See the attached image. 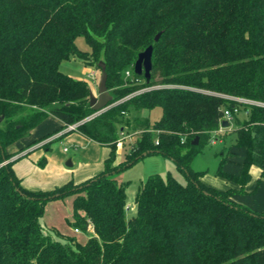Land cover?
I'll list each match as a JSON object with an SVG mask.
<instances>
[{"label":"trees","instance_id":"16d2710c","mask_svg":"<svg viewBox=\"0 0 264 264\" xmlns=\"http://www.w3.org/2000/svg\"><path fill=\"white\" fill-rule=\"evenodd\" d=\"M148 46L146 83L133 66ZM72 57H90L107 74L111 106L90 120V87L59 70ZM223 96L264 103V0H0V264H264V213L232 199L264 179V108L234 119L231 147L244 151L239 176L222 171L235 152L220 153L215 175L238 189L207 186L189 166L219 130L223 108L235 105ZM153 108L161 110L153 125L126 117ZM49 117L62 128L77 124L62 136L77 132L109 154L81 183L27 190L9 161L17 153L6 148ZM125 127L139 136L116 163ZM155 155L186 183L147 177L127 217L128 183L117 176ZM252 167L260 174L246 192ZM68 197V225L87 236L83 243L39 224L46 204Z\"/></svg>","mask_w":264,"mask_h":264},{"label":"crops","instance_id":"0c3cea01","mask_svg":"<svg viewBox=\"0 0 264 264\" xmlns=\"http://www.w3.org/2000/svg\"><path fill=\"white\" fill-rule=\"evenodd\" d=\"M92 93L94 94V92ZM50 120L52 119L49 117L41 122L27 134L28 136L24 138L25 140L22 139L19 143H15V146L7 151V153H17L9 161L13 162L12 170L15 176L20 180L21 186L27 190L49 191L70 181L75 184L81 183L103 170L104 160L109 154L108 147L90 141L77 132L69 137H74V140L71 141V145L74 148L73 150H75V152L77 151L76 149L79 150L70 155V150L63 142L64 136L62 135L64 133L58 139H53L49 142L46 140L38 142V140L44 136L49 134L55 135L64 130V128H62V123L57 119L55 120V125L46 124L47 121ZM55 141H59V145L62 148L61 156L59 157L51 153L50 144ZM64 149H66V151H64ZM236 152L235 155L229 156L226 159L227 162H236L238 166L237 168H233V171L227 170L226 173L239 176L241 172L240 164L244 159V151L239 150V156ZM117 153L120 155L119 149ZM82 154L85 160L80 158ZM87 157H90V159L87 160ZM43 159V166H40V162ZM119 161H121L119 158L116 159V163ZM259 174L260 171L256 167L250 169L251 181L245 186L246 192L253 190L254 183L259 177ZM117 179L122 182L121 175H118ZM217 179V181H219L217 185H215V181L214 184L208 183L204 177L201 178V181L207 186L220 190L229 188L238 189V186L235 184L226 182L218 177ZM73 199L74 197H68L62 201H52L46 204L44 213L39 219V224L52 235L58 232L63 236L75 237L78 241L83 243L87 238H85L84 241L79 239L77 234H74V229L68 225V223L73 222ZM232 199L253 212L264 213V179L259 182L253 192L246 195H235ZM79 236L83 237L84 235Z\"/></svg>","mask_w":264,"mask_h":264},{"label":"rangeland","instance_id":"374dc122","mask_svg":"<svg viewBox=\"0 0 264 264\" xmlns=\"http://www.w3.org/2000/svg\"><path fill=\"white\" fill-rule=\"evenodd\" d=\"M76 45L79 50L86 52L88 50L87 46L83 42L81 38H79L76 41ZM59 70L64 75L71 77L75 80H82L85 81L88 86L90 87V90L94 92V96H97V86L100 79L101 71L99 68L96 67L95 63H92V59L88 57L87 59H81L78 57H72L67 62H62L59 66ZM142 76V75H141ZM125 79L130 78L131 79V73L126 72ZM142 82V81H140ZM111 93V90H108ZM91 92V93H92ZM161 116V110L159 108H153L151 110H141L138 112L130 111L126 117L130 120V123L132 124V120H141V119H147L150 125H153L155 122L159 120ZM52 120L47 121L46 124L55 125V120L53 117H50ZM245 119L243 114H238L237 120L239 122H242ZM235 121L231 123L230 129H225L224 131H216L211 133V141H214L215 144H211V141L208 145H206L201 153H198L194 155L190 162L189 166L190 168L195 172H201L206 181L208 183L217 185L219 181H217L216 177V171L219 168L222 155L225 157L227 154L230 153V151L236 152L235 149H232L233 144V136L230 135V130L236 129ZM75 134V132L69 133L66 136L63 137V142L66 144L68 149L70 150L69 155L71 153H76L79 149H76L77 151L73 150V146L71 145V141L74 140V137H69L70 135ZM28 135H25L21 139H18L14 142H12L7 148L10 150L11 147L15 146V143H19L22 139L26 138ZM120 138L122 137V141L117 142L116 148L119 149L120 155H118L116 151V159L119 158V160H123V154L127 152L129 147L133 144L134 140L138 138V132L132 129L131 127H125L123 129V135H119ZM25 140V139H24ZM120 142V144H118ZM63 144V143H62ZM74 144V143H73ZM51 153L56 156H61V146L59 145V141L52 142L50 144ZM237 155H240V152H236ZM85 154V153H83ZM83 154L80 158L83 160ZM65 157V156H64ZM238 158V157H236ZM235 158V159H236ZM81 159V160H82ZM90 159V157H87V160ZM235 161V160H234ZM6 162L2 163L1 165L5 164ZM236 162H225L222 166V171L225 173L228 171H233V168H237ZM122 182L128 183V187L126 190L127 193V203L125 207L126 216L129 217L132 214V202L135 197V194L137 192V189L140 185V182H143L147 179V177L152 175L160 176L161 178H165L167 175H171L172 177L176 178L180 183L185 184V178L182 174H180L175 164L162 156H149L145 157L142 160L138 161L135 165L128 168L121 174ZM73 218V216H72ZM92 233L91 229L88 230L87 235H90ZM77 234L79 239H82L83 241L87 236H79L80 233H74ZM54 236V235H53Z\"/></svg>","mask_w":264,"mask_h":264},{"label":"water","instance_id":"95a60500","mask_svg":"<svg viewBox=\"0 0 264 264\" xmlns=\"http://www.w3.org/2000/svg\"><path fill=\"white\" fill-rule=\"evenodd\" d=\"M160 33H158L154 37V42H157L160 37ZM151 56H152V46H148L144 51L140 52L137 55V59L133 66V72L136 75L143 76L145 82H149L150 79V70H151ZM99 68L101 71L99 83L97 86V96H94L93 93L89 95L88 105L90 109L94 112L93 115L100 114L107 110L111 105L112 96L107 89L106 80L107 74L104 69L103 64H99ZM222 128H228L229 124L225 121L221 122L220 125ZM193 145L197 144V138L192 142Z\"/></svg>","mask_w":264,"mask_h":264},{"label":"built area","instance_id":"2783aa9c","mask_svg":"<svg viewBox=\"0 0 264 264\" xmlns=\"http://www.w3.org/2000/svg\"><path fill=\"white\" fill-rule=\"evenodd\" d=\"M143 91H145V90H140L138 92H135V93L123 98L119 102L125 101V100L129 99L131 96L139 94ZM223 98L228 100V101H232L235 103V105H233L230 109L223 108V110H222L221 122L225 121L229 124V127L227 129H230L231 123L234 121L235 118H237L238 114L241 113V114H243V116L245 118H247L249 116V113H250V107L264 108V103H261V102L246 100V99L237 98V97H230V96H223ZM97 115H99V114L92 115L89 118H87L86 120H90L91 118H93ZM76 127H77V124L66 126L62 132L49 137L48 139H46V141L49 142L53 139H58L63 133L75 130ZM225 129L226 128H222L220 126L218 131L221 132V131H224ZM121 135H123V132L121 133ZM122 139L123 138L121 137L119 141H122ZM118 144H120V142ZM211 144L212 145L215 144L214 141H211ZM64 151H66V149H64ZM73 231H74V233H79V231L77 229H74Z\"/></svg>","mask_w":264,"mask_h":264}]
</instances>
